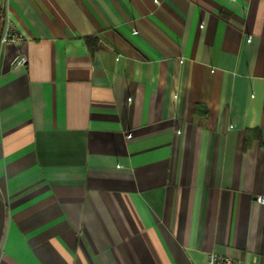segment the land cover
I'll use <instances>...</instances> for the list:
<instances>
[{"label": "crops", "instance_id": "crops-1", "mask_svg": "<svg viewBox=\"0 0 264 264\" xmlns=\"http://www.w3.org/2000/svg\"><path fill=\"white\" fill-rule=\"evenodd\" d=\"M6 18L0 264H264V0H0V37Z\"/></svg>", "mask_w": 264, "mask_h": 264}, {"label": "built area", "instance_id": "built-area-1", "mask_svg": "<svg viewBox=\"0 0 264 264\" xmlns=\"http://www.w3.org/2000/svg\"><path fill=\"white\" fill-rule=\"evenodd\" d=\"M24 36L17 29L13 21L9 18L5 19L4 29L0 37V42L2 44L6 43H20L23 41ZM120 56V55H119ZM27 63V57L23 54H20L16 60L15 64L19 66H24ZM257 201L264 204V195L257 196ZM206 264H244L234 260L229 256H224L218 253H211L208 256ZM252 264H262L257 257L253 258Z\"/></svg>", "mask_w": 264, "mask_h": 264}]
</instances>
